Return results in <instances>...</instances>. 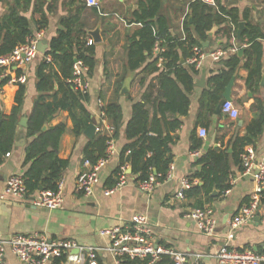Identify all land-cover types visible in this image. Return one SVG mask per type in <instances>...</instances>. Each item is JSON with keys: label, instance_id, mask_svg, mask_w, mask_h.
<instances>
[{"label": "crops", "instance_id": "0c3cea01", "mask_svg": "<svg viewBox=\"0 0 264 264\" xmlns=\"http://www.w3.org/2000/svg\"><path fill=\"white\" fill-rule=\"evenodd\" d=\"M39 1L43 0H33L30 8L22 11V14L31 20L33 35L39 32L43 34L39 47L41 43L43 46L46 45V51L50 47L51 39L64 28L62 20L71 15L81 19L90 36L89 39L94 41L90 32L98 30L100 41L93 43L96 45V64L93 72L88 74L91 80V89L86 106L93 116L91 124L96 125L99 121L98 99L103 100L105 106L112 102H119L123 108V119L119 133L115 136L116 151L102 169L101 179L96 185L94 193L91 196H85L76 191V180L79 173L85 169L84 161L87 159L85 148L93 138L85 133L89 126L83 133L76 135L73 131L74 123L70 112L60 110L47 126H56L61 123L66 125V132L62 136L59 150L60 158L69 162L62 180L59 182V184H63L64 202L56 209H49L33 203L34 197L38 193L28 194L24 198L16 196L0 198V239H10L15 234L44 235L51 240L72 239L80 245L102 247L99 262L115 264L112 253L107 250L112 241L108 235H102L101 231L117 226L127 228L131 225L135 215L146 214L155 243L182 251L186 254L189 264H220L217 254L225 244L238 249H252L259 254H264V201L252 223L244 224L235 230L231 229L233 218L249 203L255 190L253 179L243 174L242 162L236 164L233 157H230L231 188L229 192H225L219 197H217L218 194L215 195L216 198L206 203L204 207L211 208L217 220L216 231L213 235L204 233L198 227L193 217L194 211L198 209L194 205L195 199L177 197L181 188V179L191 178V175L201 168L196 163L202 155L216 147L229 148V152H232V140L238 135L246 134L247 125L254 116L251 110V106L255 102L254 97L259 96L264 100V67L260 88L257 94H254L246 84L249 72L243 67L245 62L243 55L242 64L236 72V82L232 90L233 102L240 111L239 116L231 118L223 111L221 113L215 111L213 114L206 115L205 112H202L200 100L203 90L207 87L209 77L219 73L225 67L224 61L238 52L220 61H214L210 57L205 58L201 69L196 70L198 74L195 76V89L190 94V111L188 115L181 117L182 125L172 132L175 137V142L172 145L174 159L171 163L174 167V176L163 181L152 193H146L139 187L135 175L129 173L127 184L111 195H106L105 190L110 188L111 180L109 179L116 177L115 170L120 169L121 166V151L128 143L126 125L132 114V105L134 101L142 99L147 83L153 78L150 76L147 81L143 65L134 70L129 66V49L132 38L143 26L142 23L136 21V13L142 10V4H148L149 0H101L98 7L87 6L85 0H44L47 2L45 11L47 12L48 6L51 7V11L47 12L49 17L47 28L41 31H38L36 27V20L40 18V14L34 11V5ZM194 1L160 0L159 14L167 19L173 35L180 38L185 37V21L192 18V3ZM13 3L14 0H4L0 3V17L8 12ZM209 4L212 6L219 4L229 11L234 8L238 10L239 23L245 22L247 27L242 32L241 39L243 34L250 29V24L260 27L264 34V0H216L214 4ZM225 17L228 18L227 15ZM190 23L192 22L190 21ZM239 23L235 25L230 20L223 24L216 23L217 28L214 35L209 36L203 43V48L210 52L219 48H229L233 44L239 45L240 49L247 47V44H241V39L237 37ZM229 24L232 25L230 38L222 30ZM261 43L264 50V37L261 39ZM45 52L40 51L36 59L21 69L27 77V81L24 83L26 93L21 119L27 118L28 120L39 96L37 90L38 68ZM184 64H187V60ZM202 79L205 84L199 86L198 82ZM19 89L20 84L16 82H7L0 86V119L2 116L12 113L17 104L16 95ZM251 93L252 95H250ZM47 100L50 101L52 98ZM149 108L152 110V106ZM168 117L172 119L174 115L168 113ZM109 123L114 126L110 120ZM20 128L19 122L17 135ZM202 128L207 131L206 137H202L199 133ZM194 133L203 141L202 146L197 149L200 152L198 156L192 154L196 151L191 148ZM22 138L26 139V142L18 145L16 136L15 145L8 152L10 155L7 153L3 158L0 193L3 192L6 179L9 176L23 175L27 169L24 165L25 149L30 138L26 134V127L23 129ZM252 146L259 156H264V131L256 145ZM130 169L131 167H129ZM193 181L196 182L195 184H203L197 178ZM202 198L206 199L205 195H202ZM232 232L234 236L229 238ZM77 253V250H72L69 254ZM57 259L54 258L46 264H76L68 259V255L65 256L64 261L58 262ZM5 260L7 264H25L12 252L9 246L5 252ZM161 260L156 264H168L161 263Z\"/></svg>", "mask_w": 264, "mask_h": 264}, {"label": "trees", "instance_id": "16d2710c", "mask_svg": "<svg viewBox=\"0 0 264 264\" xmlns=\"http://www.w3.org/2000/svg\"><path fill=\"white\" fill-rule=\"evenodd\" d=\"M2 2L4 0H0V3ZM32 2L33 0H14L8 12L0 17V56L12 53L16 47L25 44L34 36L31 20L22 14V11L30 8ZM46 3L43 0L34 5L35 13L40 14V18L36 20L38 31L47 28L49 24L47 12L51 11V7L48 6L46 12ZM160 3V0H149L148 4H142V10L136 13V21L143 26L132 38L129 49L131 69L143 65L147 81L150 76L153 77L147 83L142 99L134 101L132 105V114L126 125L128 143L123 147L120 157L121 165H130L138 183L148 180L155 171L158 174H166L172 165V145L175 142L172 132L182 125L181 117L188 115L190 111V94L195 89V76L198 74L192 66L182 64V59L186 61L192 56L194 46L203 47V43L209 38L208 32L216 23L223 24L230 20L232 24L237 25L240 20L235 8L229 11L219 4L212 6L203 0H195L192 3V23L189 19L185 21L186 35L180 38L172 34L167 19L159 14ZM245 15L247 17V14ZM62 24L64 28L51 39L50 47L39 65V96L26 126L30 141L25 149L24 165L27 169L23 177L29 195L41 190L56 191L69 164L68 160L59 156L60 142L66 132V125L61 123L47 126L52 118L60 110H68L76 135L83 133L93 121V116L86 106L89 93L84 95L76 90L70 79L73 77L77 59L88 65L89 74L93 72L96 64V45L88 43L90 36L78 16L71 15L63 19ZM222 30L230 38L232 25L229 24ZM263 37L260 27L250 24V29L240 40L241 44H247L244 48L243 67L249 72L246 78L247 87L254 94H257L263 77ZM157 43L164 48L161 53L154 51ZM160 57L164 58L163 67L158 66ZM241 64L242 57L238 54L231 55L224 61L225 67L209 77L200 100L202 112L206 115L216 111L226 86L236 75ZM18 73L22 74V70L18 69ZM7 82L8 79H1L0 86ZM25 93V85L20 84L16 95L17 104L12 113L0 119V163L15 145ZM48 98L52 100L48 101ZM254 98L255 102L251 106L254 116L247 125L246 134L238 135L232 140V152H229V148H211L197 160L196 165L201 168L191 175V179L197 178L203 184L197 183L186 191L187 198L195 199V207L204 208L206 203L214 200V191L217 190L219 197L231 188L230 157H233L236 164H240L246 146L256 145L263 133L264 100L259 96ZM149 106H152V110ZM105 109L117 136L123 119L122 105L112 102L106 105ZM168 113L174 115V118L169 119ZM205 125L208 126L207 123ZM108 140L107 134L97 133L87 144L85 157L96 163L106 155ZM202 142L194 133L191 148L199 149ZM115 171L116 177L109 179L110 188L118 183L119 168ZM202 195H205L206 199H203ZM65 256L57 261H64ZM148 262L149 259L128 256L124 258V264ZM162 262L172 264L168 256H164ZM99 264L103 263L100 261Z\"/></svg>", "mask_w": 264, "mask_h": 264}, {"label": "built area", "instance_id": "2783aa9c", "mask_svg": "<svg viewBox=\"0 0 264 264\" xmlns=\"http://www.w3.org/2000/svg\"><path fill=\"white\" fill-rule=\"evenodd\" d=\"M101 0H85L89 7H98ZM207 3H215L216 0H203ZM43 34L37 33L28 41L18 46L8 55L0 56V80L8 79V82H16L24 84L27 81L25 74L18 73V69L26 67L39 55V43ZM89 44L94 41L89 39ZM240 50L239 45L233 44L229 48H219L214 51L207 52L202 46H194L192 56L187 59V65L192 66L195 70H200L205 58L210 57L214 61H220L231 54ZM155 53L164 51L159 43L155 45ZM50 60L51 58L48 57ZM164 58L160 57L158 66L163 67ZM89 67L82 60L77 59L74 64L73 77L70 82L75 89L82 94H88L91 89V80L89 79ZM103 100L98 99L99 121L96 124V132L104 133L109 136L107 141L106 155L99 158L96 163L90 159H85V169L81 171L76 180V191L85 196H91L94 193L96 185L100 182L101 171L108 164L112 155L116 151L115 146V127L109 123ZM222 111L231 118H237L240 114L239 109L233 100L226 101L222 106ZM202 137H206L205 128L199 131ZM198 156V150L192 153ZM7 155H10L9 153ZM243 166V174L250 176L255 183V190L248 204H246L239 214L233 218L231 229L252 223L259 211L261 203L264 201V156H259L254 146L249 145L245 148L241 155ZM3 163H0V176ZM129 164L120 166L118 172V183L113 188L105 190L106 195H111L117 189L123 187L128 182ZM174 167L171 165L166 174H158L154 172L146 181L139 182V187L146 193H152L163 181L171 179ZM189 177L181 179V188L177 194L180 199H186V191L195 185ZM226 192H229L227 190ZM28 195L24 177L21 174L11 175L6 179L5 188L0 193V198L5 199L9 196L24 198ZM63 184L60 183L56 191L41 190L34 197L33 203L37 206L56 209L64 202ZM193 217L198 227L206 234L213 235L216 231L217 220L214 217L211 208H198L194 211ZM102 235H108L111 244L107 250L112 253L115 264H124L126 256L131 258L149 259L148 264H156L164 256H168L172 264H189L186 254L182 251L164 245H157L153 239V231L149 224L146 214L135 215L131 225L127 228L120 226L101 231ZM234 233L229 235L233 238ZM25 264H46V262L61 258L68 255V259L76 264H99V254L102 247L80 245L72 239H48L44 235H24L15 234L10 239H0V264H7L5 260V252L7 247ZM72 250H77V254H69ZM217 259L220 264H263L264 254H259L252 249H238L229 244L223 245L218 254Z\"/></svg>", "mask_w": 264, "mask_h": 264}, {"label": "water", "instance_id": "95a60500", "mask_svg": "<svg viewBox=\"0 0 264 264\" xmlns=\"http://www.w3.org/2000/svg\"><path fill=\"white\" fill-rule=\"evenodd\" d=\"M216 19V17H215ZM190 21L192 22V18H190ZM216 25H214L213 29L210 30L208 32V35L209 36H213L215 31H216ZM246 23L245 22H240L239 23V29H238V32H237V37L238 39H241V35H242V32L246 29ZM90 34L93 36L94 38V41L95 42H99L100 41V37H99V32L98 30H95V31H91ZM40 51L41 52H45L46 51V45H40L39 47ZM244 52H245V49L244 48H241L239 51H238V55L240 57H243L244 55ZM182 64L185 63V60L182 59L181 61ZM235 82H236V77H232V79L230 80V82L228 83V85L226 86L225 88V91L223 93V98L222 100L220 101V104L219 106L217 107V110L216 112L217 113H221L222 111V106L223 104L226 102V101H230V100H233L232 98V90H233V87L235 85ZM204 79H202V81L198 82V85L200 86H204ZM252 95V93L250 94ZM27 118H22L21 121H20V131L17 135V140H18V145H22L24 144V142H26V139L22 138V134H23V129L27 126ZM47 127L45 126L44 129H46ZM85 133L86 135H88L90 138H94L95 134H96V125L93 123V124H90L89 127L85 130ZM156 172V171H155ZM129 173L131 174L132 173V169L129 170ZM218 192L217 191H214L213 195H217ZM264 264V263H263Z\"/></svg>", "mask_w": 264, "mask_h": 264}]
</instances>
